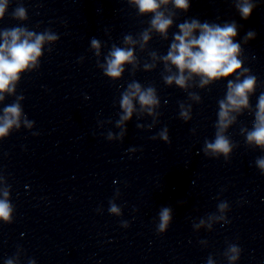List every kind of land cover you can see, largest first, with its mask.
<instances>
[{
  "label": "clouds",
  "instance_id": "clouds-1",
  "mask_svg": "<svg viewBox=\"0 0 264 264\" xmlns=\"http://www.w3.org/2000/svg\"><path fill=\"white\" fill-rule=\"evenodd\" d=\"M130 4L135 5L140 15L151 14L150 29H146L142 34V39L147 41L150 30H155L167 38L168 29L173 25V16L175 12L166 15L161 10L162 6L171 4L176 10L187 12L190 8V0H128ZM8 0L0 3V19H3ZM256 7L252 0H235V8L242 19H248ZM15 19H25L26 9L17 7L13 13ZM179 33H173L174 42L171 43L170 49L166 56L161 57L165 61V68L168 71L169 63L178 70L175 75L165 76L163 79L166 84L171 85L173 82L181 88L186 86V80L192 74L201 77V85L209 83L221 77H230L235 73L234 79L227 82L226 101L219 102L220 111L219 128H226L235 117L228 119L229 111H240L249 107V94L253 93L256 88L257 78L254 75H244L249 72L248 68H242V60L238 56L242 53L241 44L234 42V38L238 35V25L235 22H225L224 24H216L203 22L198 19L185 20L177 25ZM4 41L0 44V94L14 91V82L20 79V73L27 69L30 65L35 66L37 57L41 55V46L47 39L49 41L57 39L51 33H36L29 31L23 27H15L5 29L0 32ZM26 38L21 39V36ZM34 37V39H33ZM255 32L249 31L243 37L244 43L247 44L254 39ZM124 42L135 43L131 35L124 37ZM94 47H98L96 39L92 40ZM134 58V50L132 48L113 47L110 56L106 57L107 67L105 75L113 79H118L124 72L126 63H131ZM147 67V66H146ZM189 76H185V72ZM241 76L244 78L241 79ZM131 92L122 94L121 107L125 115L121 116L122 120H127L133 112V99H138L142 108H149L157 104L159 101L155 96V89L148 87L141 91V86L137 82L128 85ZM4 97L0 95V100ZM257 111L255 113V122L253 130L248 132L247 140L249 143L254 142L256 145L264 148V93L258 97ZM21 115V107L19 104H12L4 108V115L0 117V137L8 135L13 125L19 126L18 121ZM181 116H187L181 112ZM164 140H168L167 129L160 133ZM154 139V137H153ZM170 143V141H169ZM213 153H223L224 159L227 161L228 154L231 152L229 140L221 135L218 131L213 141H205V153L208 151ZM261 169H264V158L257 160ZM7 197V193H5ZM224 207V205H221ZM11 206L7 200H0V219L5 222L11 221ZM111 212L118 213L119 210L113 205ZM171 219L170 209L165 207L160 212L161 223L159 229L164 232ZM233 252L236 248L233 247ZM236 259V257H232ZM11 264V262H9Z\"/></svg>",
  "mask_w": 264,
  "mask_h": 264
}]
</instances>
